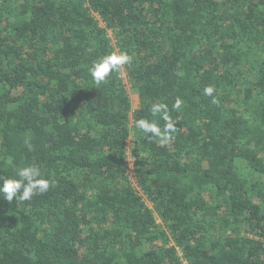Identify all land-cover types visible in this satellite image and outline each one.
<instances>
[{"label":"trees","instance_id":"16d2710c","mask_svg":"<svg viewBox=\"0 0 264 264\" xmlns=\"http://www.w3.org/2000/svg\"><path fill=\"white\" fill-rule=\"evenodd\" d=\"M26 165L56 183L0 194V264H264V0H0V176Z\"/></svg>","mask_w":264,"mask_h":264},{"label":"clouds","instance_id":"9594fccd","mask_svg":"<svg viewBox=\"0 0 264 264\" xmlns=\"http://www.w3.org/2000/svg\"><path fill=\"white\" fill-rule=\"evenodd\" d=\"M131 56L125 51L112 52L99 57L92 63L88 71L96 84L106 82L110 75L120 70L124 65L131 62ZM215 88L208 86L204 89V95L213 97ZM213 103L217 101L213 98ZM182 101L177 99L175 108L181 107ZM153 117L159 119L141 118L135 122V126L145 137L157 138L163 145H167L173 139L172 133L176 130L174 123L171 122L168 106L165 103L155 102L149 109ZM160 121L164 124L161 126ZM55 181L46 178L39 166L26 165L16 170L14 177L0 176V194H3L4 200L12 202L16 198L23 201L31 200L37 194H43L55 186Z\"/></svg>","mask_w":264,"mask_h":264},{"label":"rangeland","instance_id":"374dc122","mask_svg":"<svg viewBox=\"0 0 264 264\" xmlns=\"http://www.w3.org/2000/svg\"><path fill=\"white\" fill-rule=\"evenodd\" d=\"M110 35L112 37V34H110ZM114 43H115V41H114ZM121 77L124 79V82L127 85V89H128L129 94H130V98H131V102H132V108L134 110L139 105L138 95L131 90V87L128 84L127 79H126L125 72H123L121 74ZM130 146H131V142H128V150H129ZM133 163H134L133 158L131 157L130 152L128 151V160H127V167L129 169V173L128 174H129V179H130L131 183L135 186V175L133 173Z\"/></svg>","mask_w":264,"mask_h":264}]
</instances>
